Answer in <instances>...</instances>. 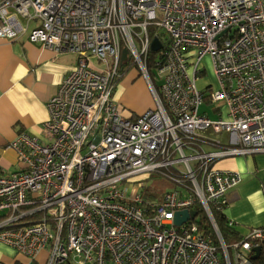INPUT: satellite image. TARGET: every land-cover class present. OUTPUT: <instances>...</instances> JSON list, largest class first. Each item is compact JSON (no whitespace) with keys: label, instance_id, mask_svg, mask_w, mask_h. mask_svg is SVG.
<instances>
[{"label":"built area","instance_id":"obj_1","mask_svg":"<svg viewBox=\"0 0 264 264\" xmlns=\"http://www.w3.org/2000/svg\"><path fill=\"white\" fill-rule=\"evenodd\" d=\"M23 36L77 64L47 102L45 139L6 146L21 166L0 167V243L24 260L12 264H254L264 226L227 246L212 212L241 180L215 163L264 153V0H0V39ZM127 63L154 101L134 119L114 101ZM155 172L173 188L144 204L136 178ZM180 211L196 216L175 226Z\"/></svg>","mask_w":264,"mask_h":264},{"label":"crops","instance_id":"obj_2","mask_svg":"<svg viewBox=\"0 0 264 264\" xmlns=\"http://www.w3.org/2000/svg\"><path fill=\"white\" fill-rule=\"evenodd\" d=\"M76 64L74 54L44 49L27 42L25 36L15 41L0 39V167L6 173H15L21 167L15 152L6 146L19 133L39 141L45 139L47 102ZM199 85L204 86L201 82ZM114 101L121 116L127 119L154 108L148 88L137 73L119 79ZM215 167L237 172L241 177L227 195L228 205L223 213L226 219L243 237L244 231L263 227L264 153L224 158ZM45 256V253L40 255L41 263ZM15 261L24 260L15 254L8 263Z\"/></svg>","mask_w":264,"mask_h":264},{"label":"trees","instance_id":"obj_3","mask_svg":"<svg viewBox=\"0 0 264 264\" xmlns=\"http://www.w3.org/2000/svg\"><path fill=\"white\" fill-rule=\"evenodd\" d=\"M151 58L152 57H150V59ZM130 66V63H127L123 66V68L120 70V78L124 76ZM151 66L154 67V65H152V63L150 62V67ZM119 79L116 81V85ZM149 178V184L147 186H143V188L140 190L142 202L144 204H159L161 202L163 194L166 192L165 190L173 188L172 183L159 172L151 173ZM199 214L200 221L196 223L199 225L200 230L211 237L214 244L218 246L214 231L212 230L208 222H206V220L201 217L202 214L200 212ZM212 214L216 222L218 231L227 246H230V244L241 241L243 239V236L234 228V226L232 227L228 225V220L223 214L217 212H212ZM254 264H264V245L262 246L259 258L254 260Z\"/></svg>","mask_w":264,"mask_h":264},{"label":"rangeland","instance_id":"obj_4","mask_svg":"<svg viewBox=\"0 0 264 264\" xmlns=\"http://www.w3.org/2000/svg\"><path fill=\"white\" fill-rule=\"evenodd\" d=\"M204 62L207 63V60H205ZM133 73L134 74L137 73L138 76H139L138 69L135 66L132 65V66H130V68H128V71L124 74V76L129 75V74H133ZM200 82L203 83L204 86L206 84H211V85L215 84L214 76H213L212 71H211V69L209 67H208L207 73L204 76H202ZM150 97H151L152 102L154 104V101H153V98H152L151 94H150ZM200 111L201 112L206 111L208 113V115L210 117H212V118L215 116L214 113H213V111H212L211 106L209 107V105L206 104V103H204L201 106ZM16 161H17V156H16ZM150 175L151 174L146 175V176H140V177L136 178V181L137 182L144 183V186H147L149 184V180H150L149 177H150ZM167 190H170V189H166L165 191H167ZM230 192L231 191H229L227 193V195H229ZM261 194H262V197H263V192H261ZM244 232L245 233H243V234H245V236H246L249 231L246 230ZM15 254L16 253H15V251L13 249H11L10 247H8V246L0 243V262H2L3 264H10V263H8V261L13 260L15 258ZM32 264H36V263H32Z\"/></svg>","mask_w":264,"mask_h":264},{"label":"water","instance_id":"obj_5","mask_svg":"<svg viewBox=\"0 0 264 264\" xmlns=\"http://www.w3.org/2000/svg\"><path fill=\"white\" fill-rule=\"evenodd\" d=\"M160 49L159 44L156 41H153L151 44V51L156 52ZM126 55L127 52L126 50H123L122 52V60L126 59ZM196 216V212L191 211H180V212H176L173 215V224L175 226H180L182 225L184 222H186L187 220H189L190 218H194ZM259 257V250L255 251V256L252 258L253 260L258 259Z\"/></svg>","mask_w":264,"mask_h":264}]
</instances>
